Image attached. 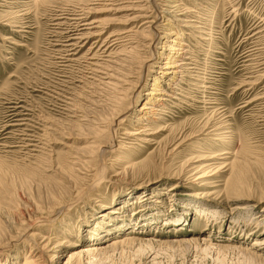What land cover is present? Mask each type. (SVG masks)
I'll return each mask as SVG.
<instances>
[{
	"label": "rangeland",
	"instance_id": "rangeland-1",
	"mask_svg": "<svg viewBox=\"0 0 264 264\" xmlns=\"http://www.w3.org/2000/svg\"><path fill=\"white\" fill-rule=\"evenodd\" d=\"M263 70L264 0H0V264H264Z\"/></svg>",
	"mask_w": 264,
	"mask_h": 264
},
{
	"label": "bare ground",
	"instance_id": "bare-ground-1",
	"mask_svg": "<svg viewBox=\"0 0 264 264\" xmlns=\"http://www.w3.org/2000/svg\"><path fill=\"white\" fill-rule=\"evenodd\" d=\"M187 23H189V22H191V21H186ZM91 24H96V23H90V24H88V25H91ZM82 25V24H81ZM80 25V26H81ZM82 26H84V25H82ZM79 27V26H78ZM82 29V28H81ZM83 30V29H82ZM260 32V31H259ZM172 36V35H171ZM176 39H178V37H176ZM170 44H177L176 43V41H173V40H171L170 41ZM180 46H186L185 44H182L181 43V45ZM174 49H167V52L169 51V52H172ZM182 53H187V51H183ZM252 54V53H251ZM188 59V58H187ZM249 60V59H248ZM186 65H188L187 63H183V62H181V60H177L176 59V57L174 58V57H167V63H166V65L164 66V68L162 69L163 70V72L162 73H160L161 74V79H159L157 76L155 77V79H156V81L158 82V83H156L155 82V80H154V82H155V85L154 86H152V87H154L151 91H153V92H157V93H154V94H150V95H156V94H159V96L158 97H160L161 95H162V91H160L158 88H160L161 86H160V84H161V82L162 81H164V78H165V80H167L168 82L170 81L171 83H172V85H171V87L173 88L175 85H177L178 84V82H179V78H180V74L185 70V68H183L184 66H186ZM263 64H261V66H262ZM260 66V65H259ZM261 69V68H260ZM256 71V70H255ZM262 73L260 74V76H259V79H262V80H264V70L263 71H261ZM150 95H147V96H150ZM150 97H152L151 99H149V101L148 102H150V106L149 107H143L142 109H139L137 112H140L141 110H153V107L154 106H156L155 104L157 103V101H156V98H158V97H156L155 99H154V97L155 96H150ZM159 103H161L162 102V100H159L158 101ZM153 111H155V110H153ZM134 119V118H133ZM148 119V118H147ZM149 120V119H148ZM154 120H157V119H155V118H153L152 120H150V121H148V122H152V121H154ZM139 121V120H138ZM142 124V123H141ZM140 134H142V131L140 130V128H136L135 129V134H134V136H137V135H139L140 136ZM199 153H203V152H199ZM222 155H227V153H222V154H220V155H218V156H213V157H210L211 159H207V158H202V159H199V160H197L195 163H198V164H202V163H205V164H207L208 163V165L210 166H208L207 167V165H205L204 167H196L195 169L196 170H198L197 172H199L200 173V171H206V170H208V171H206L204 174H203V177H204V179L207 181L206 182V184H205V186L206 187H208L209 189H211L212 188V184L214 183L213 181L214 180H216V177H217V175L218 174H220L221 173V169H224V168H227V166L230 168V171H231V169L234 167L233 166V163H231V164H228L227 166H223V167H220V166H222V165H215L214 164V162H211V161H213L215 158H217L218 157V159H215L216 161H218V160H222V159H220L221 158V156ZM201 156H204V155H201ZM223 159H225V158H223ZM215 165V166H214ZM205 167H207V168H205ZM202 168H205V169H202ZM221 168V169H220ZM203 173V172H202ZM172 191H174V190H172ZM206 198V197H205ZM203 198L204 200H206L207 202L208 201H211V199H208V198ZM212 202V201H211ZM248 208L247 207H245L244 205L242 206V207H239L237 210H247ZM108 213L110 214V215H116L117 213L115 212V211H112L111 209L108 211ZM257 220H258V217H256L255 219H253V226H256V228H258L260 225H259V223L260 222H257ZM263 224H264V222H263ZM109 226H111L110 224H108V227ZM179 226L180 225H178V226H175V228H179ZM107 227V228H108ZM98 228V227H97ZM100 229H102V227H100ZM103 230V229H102ZM92 232V231H91ZM93 233V232H92ZM89 233L88 235H89V238H90V240H92V239H94L93 238V235L95 236V238H96V236H97V238H98V236H99V234H97V233ZM103 233V232H102ZM107 233H109L108 231H107ZM255 233H257V232H255ZM254 232H253V229H252V227L250 226L247 230H246V235H250V236H252L253 234H255ZM212 236V235H211ZM136 238L135 237H130V236H125V237H123L122 238V240H117V238L116 239H112V241H111V243L109 244V246L108 247H111L112 246V248L111 249H114V250H116V249H123V248H125V247H131V246H133V244H135L136 242L134 241ZM96 240V239H95ZM93 241V240H92ZM201 242H203V244H206V245H212V241L210 240V239H203V240H201ZM189 243L191 244V243H193V244H195L197 247H199L200 246V243L198 242V240L196 239V238H194V239H191L190 241H189ZM176 244H178V245H180L179 244V242L178 243H176ZM261 245H264V241L260 244V246ZM220 248H222V249H226L227 250V245H223V246H219ZM230 247V246H229ZM79 248H81V249H74V250H72L71 252H69L68 254L70 255L69 256V258H70V264H81V262H82V259H83V257L84 256H87V257H95L96 255H99L101 252L100 251H98V247H95L94 245H92V246H89V247H87V246H85V247H79ZM239 250H240V252H242V253H245V254H247V255H250L251 257H254L255 259H263V257L261 256V255H258V254H256L255 252H251V249H249V248H247V247H239L238 248ZM249 256V257H250ZM29 257V256H28ZM262 261V260H261ZM22 264H34V260H33V258H31V257H29V258H27V257H25L24 259H23V261H22ZM36 264H37V261H36Z\"/></svg>",
	"mask_w": 264,
	"mask_h": 264
}]
</instances>
